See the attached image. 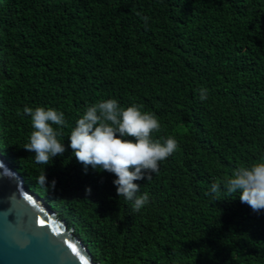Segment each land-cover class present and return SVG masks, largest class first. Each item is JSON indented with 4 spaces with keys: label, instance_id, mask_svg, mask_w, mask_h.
Listing matches in <instances>:
<instances>
[{
    "label": "trees",
    "instance_id": "1",
    "mask_svg": "<svg viewBox=\"0 0 264 264\" xmlns=\"http://www.w3.org/2000/svg\"><path fill=\"white\" fill-rule=\"evenodd\" d=\"M106 99L155 113L153 138L179 143L135 181L150 197L140 212L68 147ZM25 106L67 121L66 151L48 165L23 148ZM0 152L99 264H264V210L211 194L264 158V0H0Z\"/></svg>",
    "mask_w": 264,
    "mask_h": 264
},
{
    "label": "clouds",
    "instance_id": "2",
    "mask_svg": "<svg viewBox=\"0 0 264 264\" xmlns=\"http://www.w3.org/2000/svg\"><path fill=\"white\" fill-rule=\"evenodd\" d=\"M206 92L207 89L200 90L202 101L207 98ZM23 114L30 117L33 129L23 148L35 153V162L48 165L54 157L62 156L66 151L63 129L67 127L63 112L51 107L25 106ZM160 129L156 114L143 111L141 105L121 107L116 99H106L86 107L68 136V147L85 172L90 166L114 174L117 197L131 201L133 211L140 212L149 204L150 197L147 192L141 193V185L135 181L150 179L151 174L158 173L160 162L179 148L173 136L163 142L154 139L153 133ZM37 183L47 190L55 186L54 180L49 184L44 170ZM222 187L229 197L238 194L240 202L254 212L264 210V158L238 167L222 182H213L211 194L218 196ZM85 191L91 194L90 188Z\"/></svg>",
    "mask_w": 264,
    "mask_h": 264
},
{
    "label": "water",
    "instance_id": "3",
    "mask_svg": "<svg viewBox=\"0 0 264 264\" xmlns=\"http://www.w3.org/2000/svg\"><path fill=\"white\" fill-rule=\"evenodd\" d=\"M0 264H99L0 152Z\"/></svg>",
    "mask_w": 264,
    "mask_h": 264
}]
</instances>
